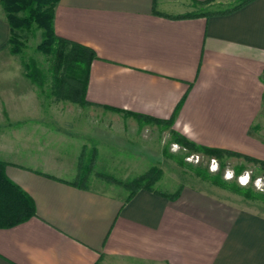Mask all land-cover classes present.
<instances>
[{"label": "crops", "instance_id": "1", "mask_svg": "<svg viewBox=\"0 0 264 264\" xmlns=\"http://www.w3.org/2000/svg\"><path fill=\"white\" fill-rule=\"evenodd\" d=\"M226 1L60 0L56 34L98 57L83 108L120 120L121 135L166 128L264 161V0L196 12ZM10 36L0 5V162L38 216L0 228V264H264V214L211 183L129 201L108 185L74 186L84 149L97 150L91 115L83 133L44 125L71 124L78 104L38 88Z\"/></svg>", "mask_w": 264, "mask_h": 264}, {"label": "trees", "instance_id": "2", "mask_svg": "<svg viewBox=\"0 0 264 264\" xmlns=\"http://www.w3.org/2000/svg\"><path fill=\"white\" fill-rule=\"evenodd\" d=\"M232 4L217 12H207L204 16L214 14L224 15L232 13L253 0H231ZM60 0H0L5 17L11 28V36L8 43L10 51L14 55L23 53L24 44L21 41L19 31L31 30L34 27L43 30V40L37 49L48 57L49 71L52 73V91L51 94L60 100L70 101L75 104L87 106L90 103L86 100L88 82L91 66L98 57L95 51L89 47L61 38L55 31V8ZM208 1L205 4H210ZM201 15H188L186 18L197 17ZM176 17V18H185ZM25 68L28 76L41 86L43 83L39 80L41 74L32 64H26ZM174 120L166 122V126L171 128ZM174 141L190 152L202 153L205 156L222 159L225 155H234L242 157L245 160L259 165L264 172V161L245 156L239 153L222 150L217 148H208L200 146L183 135L172 132ZM93 154H97L94 150ZM96 157V156H95ZM95 157L89 160L87 165L83 164V159L79 165V173L74 186L87 188L88 180L92 170L95 167ZM180 167H188L184 158L174 157ZM83 158V156H82ZM195 175L201 180L211 183L217 187L228 190L234 194L242 196L248 201H264V195L256 192L251 187H242L241 185L229 182L218 174H212L207 170L198 167H190ZM242 169L236 170V175H240ZM162 170L153 167L145 174L122 183L110 175H104L103 178L115 184L122 185L130 191L128 201L139 191L148 190L162 194L155 188ZM175 195L172 196L175 197ZM38 216L36 204L33 198L26 193L19 185L14 183L5 173V163L0 162V228H11L24 223L33 217Z\"/></svg>", "mask_w": 264, "mask_h": 264}, {"label": "rangeland", "instance_id": "3", "mask_svg": "<svg viewBox=\"0 0 264 264\" xmlns=\"http://www.w3.org/2000/svg\"><path fill=\"white\" fill-rule=\"evenodd\" d=\"M230 4H232V1H226L220 6L218 4L216 6L211 5L199 8L196 12L216 11L225 8ZM18 33L24 44L23 53L18 55V59L24 64V66L26 63L32 64L37 68V71L41 73L39 75V80H41L43 84L39 86L34 81L33 83L38 88L42 89L44 93L49 92L51 94L52 73L48 70V57L37 49L38 45L43 40V30L34 27L31 30H21ZM74 107L75 114L78 115H75L76 118L78 117L79 120H81L79 124L78 119L74 118L71 124L66 123L63 125L56 121L52 116L48 115L49 120L44 122V125H47L50 130H57L60 127L61 129L67 130L70 125L72 132L83 133L85 130H88L90 124L86 121L88 120V115H91V118H89L91 119V138L89 142L91 145H97V154L95 155L93 152L91 153L89 151L90 148L88 147H86L87 149H84L83 157L90 160L96 156L95 167L90 174L88 185L94 187H97L99 184L103 187L108 185L107 187H110V189L117 193H120L121 191L122 193L130 194V191L125 189L122 185L107 181L103 176L110 175L117 181L126 183L145 174L155 167L162 170V175L155 187L160 190L172 192L177 191L181 186L187 184L200 185L203 180L197 177L194 171L190 168L198 167L207 170L212 174L219 173L223 179L229 182L237 183L242 187H251L256 192L264 195V172L261 167L255 163L234 155H225L222 159H218L205 156L202 153H192L176 143L172 135L166 131V128L157 131L155 128L148 127L138 131L134 130L135 132L128 131L133 133L132 135L130 133L121 135L123 131L121 130L122 123L120 120H113V122L109 121L110 119L107 118L106 112L99 109L94 112V110L83 108L85 106L80 104ZM51 109L52 107L50 110ZM68 112L71 113V111ZM49 114H51L50 111ZM93 116L96 117L94 122ZM95 132L97 135L96 139L93 137ZM77 136L78 135H75V137ZM81 139H83V135L81 136ZM49 141L51 140L49 139ZM115 142H121L122 144L120 143V145L123 147L114 145ZM98 150L100 151V154L98 153ZM149 151L152 152L149 153ZM169 155L184 158L188 167H180L174 159L169 157ZM197 156L199 159L196 158ZM88 163L89 161L86 162L85 165ZM238 169L243 170L240 175H236L235 173ZM92 180L95 183H90ZM204 183L208 184L209 182L205 181ZM246 203L250 208L264 214V201H247Z\"/></svg>", "mask_w": 264, "mask_h": 264}, {"label": "built area", "instance_id": "4", "mask_svg": "<svg viewBox=\"0 0 264 264\" xmlns=\"http://www.w3.org/2000/svg\"><path fill=\"white\" fill-rule=\"evenodd\" d=\"M196 158H197V159H199V157H198V156H197Z\"/></svg>", "mask_w": 264, "mask_h": 264}]
</instances>
